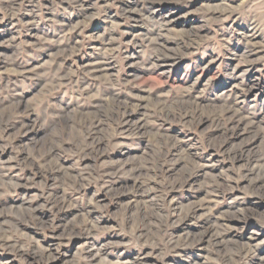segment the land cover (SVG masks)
Masks as SVG:
<instances>
[{
  "label": "rangeland",
  "instance_id": "obj_1",
  "mask_svg": "<svg viewBox=\"0 0 264 264\" xmlns=\"http://www.w3.org/2000/svg\"><path fill=\"white\" fill-rule=\"evenodd\" d=\"M0 264H264V0H0Z\"/></svg>",
  "mask_w": 264,
  "mask_h": 264
},
{
  "label": "bare ground",
  "instance_id": "obj_2",
  "mask_svg": "<svg viewBox=\"0 0 264 264\" xmlns=\"http://www.w3.org/2000/svg\"><path fill=\"white\" fill-rule=\"evenodd\" d=\"M192 33V32H191ZM108 104H106V106L104 107V110L105 111H110V112H116V113H119L121 114V116H118V115H115L118 116V118L116 119L117 123H118V126H120V130H124L125 131H131V130H134V131H140L144 126L141 125V124H132L130 123V118L129 117H126V115H128V110H126V106L122 107L121 105L119 104H114L113 102L111 101H107ZM186 103V102H185ZM188 103V102H187ZM183 102H180L179 105H181L180 108L182 109H177L179 114H176L177 111L176 108L173 109V112L172 113V118H176L180 123H183L184 121H187V120H191L190 118V114L192 113V107L189 108L190 111H188V108H184L183 107ZM186 107V105H184ZM103 107V106H102ZM175 107V106H174ZM168 109V108H166ZM164 110V109H163ZM170 110V109H169ZM183 111V113H182ZM215 117H217V120L219 123H221V121L223 122L221 124V126H223V128L228 129V125L229 123H235V128H239L240 127L243 129L244 132L246 131H250V130H257L259 128V122H248L247 121V118L245 116H243L239 110H235L232 106H225V107H222L221 109H219L218 111H214L213 112ZM170 114V113H169ZM192 115V114H191ZM112 116V115H111ZM96 118V117H95ZM113 118V117H112ZM114 119V120H115ZM175 119V120H176ZM215 119V118H214ZM67 120V119H66ZM71 120H74L73 118L72 119H69V121ZM95 121V120H93ZM213 122V121H212ZM216 122V121H215ZM89 123V122H88ZM93 124H90V126H92ZM98 125V124H97ZM90 128V127H89ZM92 128V127H91ZM90 128V129H91ZM229 130V129H228ZM95 132V131H94ZM243 146V145H242ZM247 147V146H246ZM239 150H241L239 148ZM246 150V149H245ZM247 152V151H246ZM245 153V152H244ZM237 155V154H236ZM242 155V154H241ZM253 155V154H252ZM251 155V156H252ZM235 157V156H234ZM241 157V156H240ZM249 158V157H248ZM248 160V159H247ZM139 165V164H138ZM139 168V167H138ZM262 168V167H261ZM161 169V168H160ZM136 170V169H135ZM134 171V170H133ZM137 171V170H136ZM141 171V170H140ZM161 172V171H160ZM183 183V182H182ZM185 184V183H184ZM180 186V185H179Z\"/></svg>",
  "mask_w": 264,
  "mask_h": 264
}]
</instances>
